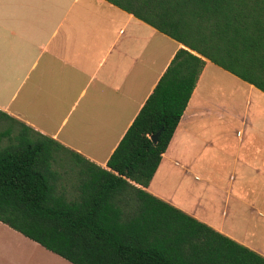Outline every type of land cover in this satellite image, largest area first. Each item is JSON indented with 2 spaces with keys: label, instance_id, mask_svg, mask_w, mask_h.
Returning <instances> with one entry per match:
<instances>
[{
  "label": "crops",
  "instance_id": "0c3cea01",
  "mask_svg": "<svg viewBox=\"0 0 264 264\" xmlns=\"http://www.w3.org/2000/svg\"><path fill=\"white\" fill-rule=\"evenodd\" d=\"M181 48L106 0H0V112L60 144L70 161L109 170ZM51 99L68 108L61 122L30 113L40 103L58 111ZM145 190L264 257V92L207 60ZM0 264L73 263L0 221Z\"/></svg>",
  "mask_w": 264,
  "mask_h": 264
},
{
  "label": "trees",
  "instance_id": "16d2710c",
  "mask_svg": "<svg viewBox=\"0 0 264 264\" xmlns=\"http://www.w3.org/2000/svg\"><path fill=\"white\" fill-rule=\"evenodd\" d=\"M106 1L185 48L109 170L70 161L60 144L0 112V221L73 264H264L260 254L145 190L207 60L264 92V0Z\"/></svg>",
  "mask_w": 264,
  "mask_h": 264
},
{
  "label": "rangeland",
  "instance_id": "374dc122",
  "mask_svg": "<svg viewBox=\"0 0 264 264\" xmlns=\"http://www.w3.org/2000/svg\"><path fill=\"white\" fill-rule=\"evenodd\" d=\"M44 66V62H42L41 67ZM33 73L31 74L30 78L28 79V83L29 82H33ZM9 79L7 80V87H6V98H10L14 92L17 89V86L19 85L21 79H19V77H14L12 79H10L11 77H8ZM27 83V84H28ZM26 90V87H25ZM24 92V91H23ZM23 92L16 96L15 99L12 102V110L13 111H17V108L19 107L20 101L22 99V95ZM52 102H55L54 107L59 108L58 111L50 109L49 107H47L46 109H43L41 103L38 105V109L35 110V106L31 108L30 113L33 115H39V117L41 118V114L44 113H50L53 117H56L60 122L66 117L67 113H68V108L65 107V105H61L60 106V102L55 101L54 99H51Z\"/></svg>",
  "mask_w": 264,
  "mask_h": 264
},
{
  "label": "water",
  "instance_id": "95a60500",
  "mask_svg": "<svg viewBox=\"0 0 264 264\" xmlns=\"http://www.w3.org/2000/svg\"><path fill=\"white\" fill-rule=\"evenodd\" d=\"M158 135H159V134H157V135H155V136H153V137H152V141H153L154 143H156V142H157Z\"/></svg>",
  "mask_w": 264,
  "mask_h": 264
}]
</instances>
